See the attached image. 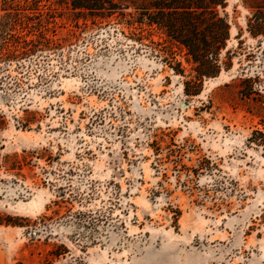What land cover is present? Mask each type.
I'll return each instance as SVG.
<instances>
[{
    "label": "rangeland",
    "instance_id": "rangeland-1",
    "mask_svg": "<svg viewBox=\"0 0 264 264\" xmlns=\"http://www.w3.org/2000/svg\"><path fill=\"white\" fill-rule=\"evenodd\" d=\"M16 1L31 19L2 42L36 48L0 58V264H264V35L240 0L220 8L232 67L196 95L132 9Z\"/></svg>",
    "mask_w": 264,
    "mask_h": 264
},
{
    "label": "trees",
    "instance_id": "trees-1",
    "mask_svg": "<svg viewBox=\"0 0 264 264\" xmlns=\"http://www.w3.org/2000/svg\"><path fill=\"white\" fill-rule=\"evenodd\" d=\"M240 2L249 11L246 28L249 34L253 37L264 35V0ZM66 3L82 18H107L114 12L124 14L122 10L132 9L129 12L132 17L130 27L136 30L134 34L139 40L157 30L165 41L185 51L191 70L189 79L184 82V91L188 95L199 94L205 79L216 77L232 67L230 50L227 49L232 26L228 15L220 11L228 5V0H66ZM3 5L0 58L11 60L34 51L36 46L29 48L33 39L27 40L18 35H11V44L2 42L17 27L25 28L26 18L31 19L20 12L23 5L16 0H4ZM39 36L44 38L42 34ZM226 49L223 56L222 52ZM175 71L185 75L181 63L177 64ZM248 142L261 149L264 155V130H253Z\"/></svg>",
    "mask_w": 264,
    "mask_h": 264
}]
</instances>
